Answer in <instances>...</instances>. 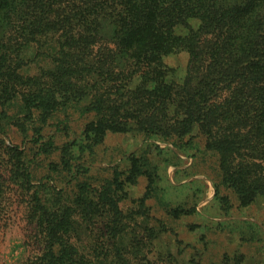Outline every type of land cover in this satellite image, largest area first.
I'll return each instance as SVG.
<instances>
[{"label":"rangeland","instance_id":"1","mask_svg":"<svg viewBox=\"0 0 264 264\" xmlns=\"http://www.w3.org/2000/svg\"><path fill=\"white\" fill-rule=\"evenodd\" d=\"M188 59L165 57L178 83ZM24 72L0 79V264H264V194L247 201L225 183L197 128L165 140L143 125L150 112L126 118L130 105L110 126L88 110L100 96L113 106L104 91L37 103Z\"/></svg>","mask_w":264,"mask_h":264},{"label":"trees","instance_id":"2","mask_svg":"<svg viewBox=\"0 0 264 264\" xmlns=\"http://www.w3.org/2000/svg\"><path fill=\"white\" fill-rule=\"evenodd\" d=\"M0 27L2 82L25 70L40 93L28 98L47 106L104 91L113 106L100 96L88 110L110 126L123 106L126 118L150 112L143 125L165 140L197 128L225 183L247 201L264 194V0H0ZM182 50L178 83L165 57Z\"/></svg>","mask_w":264,"mask_h":264}]
</instances>
